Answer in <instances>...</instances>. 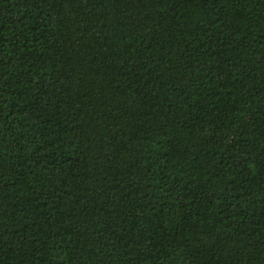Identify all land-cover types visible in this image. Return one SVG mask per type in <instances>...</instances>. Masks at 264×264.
<instances>
[{
    "label": "trees",
    "instance_id": "obj_1",
    "mask_svg": "<svg viewBox=\"0 0 264 264\" xmlns=\"http://www.w3.org/2000/svg\"><path fill=\"white\" fill-rule=\"evenodd\" d=\"M0 264H264V0H0Z\"/></svg>",
    "mask_w": 264,
    "mask_h": 264
}]
</instances>
